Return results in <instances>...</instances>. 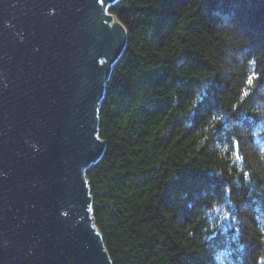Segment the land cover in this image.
Returning <instances> with one entry per match:
<instances>
[{
	"label": "trees",
	"instance_id": "obj_1",
	"mask_svg": "<svg viewBox=\"0 0 264 264\" xmlns=\"http://www.w3.org/2000/svg\"><path fill=\"white\" fill-rule=\"evenodd\" d=\"M251 3L250 21L236 18ZM87 173L113 264H264V0H123ZM239 18V17H238Z\"/></svg>",
	"mask_w": 264,
	"mask_h": 264
},
{
	"label": "water",
	"instance_id": "obj_2",
	"mask_svg": "<svg viewBox=\"0 0 264 264\" xmlns=\"http://www.w3.org/2000/svg\"><path fill=\"white\" fill-rule=\"evenodd\" d=\"M122 1L0 0V264H112L87 173L128 47Z\"/></svg>",
	"mask_w": 264,
	"mask_h": 264
},
{
	"label": "rangeland",
	"instance_id": "obj_3",
	"mask_svg": "<svg viewBox=\"0 0 264 264\" xmlns=\"http://www.w3.org/2000/svg\"><path fill=\"white\" fill-rule=\"evenodd\" d=\"M246 6H242L238 11H237V15L236 18L239 20H244V21H250L252 20V18L254 17V13L251 10V3L248 1L245 3ZM239 17V18H238ZM112 75V74H111ZM111 77V76H110ZM100 128V127H99ZM100 132V131H99ZM100 137V136H99ZM101 139V138H100ZM102 140V139H101ZM108 147V146H107ZM107 151V148H106ZM106 154V152H105ZM104 154V155H105ZM104 157V156H103ZM103 159V158H102ZM98 164V163H97ZM92 196V195H91ZM92 210H93V206H92ZM94 217V215H93ZM95 219V218H94ZM95 222V221H94ZM100 232V231H99ZM108 252V251H107ZM113 264V263H112Z\"/></svg>",
	"mask_w": 264,
	"mask_h": 264
},
{
	"label": "snow or ice",
	"instance_id": "obj_4",
	"mask_svg": "<svg viewBox=\"0 0 264 264\" xmlns=\"http://www.w3.org/2000/svg\"><path fill=\"white\" fill-rule=\"evenodd\" d=\"M100 63H101V64H103V63H104V61H103V60H101V61H100ZM64 215L66 216V215H67V213H64Z\"/></svg>",
	"mask_w": 264,
	"mask_h": 264
},
{
	"label": "bare ground",
	"instance_id": "obj_5",
	"mask_svg": "<svg viewBox=\"0 0 264 264\" xmlns=\"http://www.w3.org/2000/svg\"><path fill=\"white\" fill-rule=\"evenodd\" d=\"M105 97H106V95H105ZM95 224V226H96V223H94ZM97 227V226H96ZM105 249H106V247H105ZM107 251V250H106Z\"/></svg>",
	"mask_w": 264,
	"mask_h": 264
}]
</instances>
